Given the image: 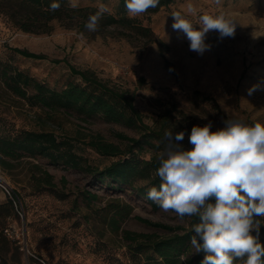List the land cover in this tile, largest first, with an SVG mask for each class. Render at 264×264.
<instances>
[{
	"label": "rangeland",
	"instance_id": "374dc122",
	"mask_svg": "<svg viewBox=\"0 0 264 264\" xmlns=\"http://www.w3.org/2000/svg\"><path fill=\"white\" fill-rule=\"evenodd\" d=\"M117 2L80 0V7L97 8L104 3L115 15ZM187 2L173 0L154 14L134 18L151 30L149 37L120 27L79 33L58 22L52 23L49 32L28 33L0 11V64L55 90L81 83L69 66L88 70L101 82L131 97L148 127L172 130L174 135L183 131L184 139L178 142L181 148H186L194 125L211 122L215 131L233 118L264 122V0H222L220 6L212 0H191L200 13L223 14L237 23L234 37L220 40L218 33L210 31L205 43L211 48L203 55L191 51L185 34L172 28L171 13ZM16 49L43 58L24 57ZM256 84L261 89L249 95ZM31 93L28 89L27 94ZM40 129L71 138L78 154L98 169L122 156L101 157L86 146L90 137L100 135L121 148L126 142L118 138L119 134L139 137L136 130L99 117L82 120L68 113L54 114L32 107L7 91L0 81V133L14 136L20 130ZM139 152L135 149L136 154ZM150 154L145 152L143 157L147 159ZM8 162L7 170L0 168V231L3 226L2 233L14 242L16 249H10L8 258L17 264H132L124 231L166 235L163 229L137 218L172 227L187 226L186 220H180L172 211L152 209L134 187L116 188L107 185L108 179L103 182L94 174L52 165L40 157L22 155ZM44 171L52 176L51 192L36 190L35 179L39 180ZM1 185L8 187L10 195ZM87 193L97 199H87ZM9 203L12 211L7 207ZM114 203L133 209L118 232L108 224L113 214L109 208ZM262 238L264 232L260 229Z\"/></svg>",
	"mask_w": 264,
	"mask_h": 264
},
{
	"label": "trees",
	"instance_id": "16d2710c",
	"mask_svg": "<svg viewBox=\"0 0 264 264\" xmlns=\"http://www.w3.org/2000/svg\"><path fill=\"white\" fill-rule=\"evenodd\" d=\"M53 0H0V11L20 30L28 33L49 32L52 23L58 22L63 26L75 28L83 33L85 23L89 15L97 10L95 7L86 6L72 9L67 0H56L60 8L49 11V5ZM173 0H160L157 8L149 9L146 14H154L162 7H168ZM116 14L105 16L99 22L96 32L100 33L107 27H120L125 31L143 37L152 36L151 30L141 26L134 18L127 16L125 0H118ZM24 57L41 59L40 55L32 54L24 50H15ZM73 75L79 76L81 83H69L60 90L47 87L42 82L29 77L27 74L13 70L8 65L0 64V81L4 88L13 95L27 100L32 107H38L49 113H68L82 120L96 117L108 123L123 125L134 129L139 133L138 138L119 134L118 138L126 142L124 148L119 145L106 142L100 135L92 136L86 146L105 158H121L111 162L102 169L91 166L88 160L78 154L77 144L71 138L57 136L51 131L40 129L20 130L14 136L0 133V168L7 170L10 160H15L22 155L31 158H44L52 165H62L66 168L94 174L101 181L109 180L107 185L134 187L136 193L146 199L154 210L160 207L147 199V190L158 187L161 183L156 176V164L154 155L164 146V130L152 129L142 121L139 111L135 108L131 97L124 92H119L98 80L88 71L76 70L69 66ZM31 90V94L27 91ZM213 103L216 110L222 113L213 98H207ZM193 146L187 143L184 150H190ZM135 149L140 151L135 153ZM150 152L149 158H144L143 153ZM129 155L127 158L126 156ZM37 167V166H36ZM35 179V177L33 176ZM142 183L141 186H136ZM37 191L53 190L52 176L43 172V176L35 179ZM92 200L97 196L87 193L85 195ZM9 209L12 211L11 203ZM109 210L113 213L108 219V224L114 232L119 231L122 221L132 215V207L127 204L114 203ZM143 223L163 229L166 235L159 236L151 233H138L124 231L123 238L127 242L128 254L132 264H200L204 253H194L190 246V239L195 235L192 226L198 222L196 217H185L187 226H168L160 223H152L137 218ZM264 232V226H261ZM0 231V264H17L8 253L14 247V242ZM264 244V238L260 240ZM264 259V258H262ZM238 264V262H237Z\"/></svg>",
	"mask_w": 264,
	"mask_h": 264
},
{
	"label": "clouds",
	"instance_id": "9594fccd",
	"mask_svg": "<svg viewBox=\"0 0 264 264\" xmlns=\"http://www.w3.org/2000/svg\"><path fill=\"white\" fill-rule=\"evenodd\" d=\"M212 2L220 6L222 0ZM159 3L125 0V8L130 18H136ZM80 6V0H69L70 8ZM59 8L56 0L49 5L51 12ZM112 11L100 3L85 29L96 32L101 19ZM171 16L173 30L184 33L189 49L198 55L210 50L205 43L210 31L218 33L220 40L235 35L234 20L223 14H202L191 0ZM258 89L261 85H253L249 95ZM184 136L183 131L175 135L164 131V146L153 157L161 183L147 190V199L180 220L197 218L190 246L194 253L205 254L200 264H264V244L259 239L264 224V122L233 118L215 131L211 122L194 125L188 137L190 150L178 143Z\"/></svg>",
	"mask_w": 264,
	"mask_h": 264
},
{
	"label": "built area",
	"instance_id": "2783aa9c",
	"mask_svg": "<svg viewBox=\"0 0 264 264\" xmlns=\"http://www.w3.org/2000/svg\"><path fill=\"white\" fill-rule=\"evenodd\" d=\"M1 187L8 193V195H10V191H9L8 187H6L4 185H1Z\"/></svg>",
	"mask_w": 264,
	"mask_h": 264
}]
</instances>
